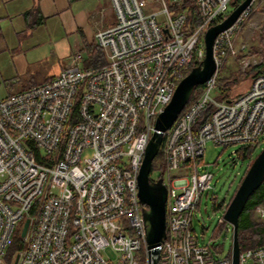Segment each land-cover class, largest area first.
Masks as SVG:
<instances>
[{"label": "built area", "instance_id": "2783aa9c", "mask_svg": "<svg viewBox=\"0 0 264 264\" xmlns=\"http://www.w3.org/2000/svg\"><path fill=\"white\" fill-rule=\"evenodd\" d=\"M184 1L156 0L160 7L151 10L147 0H110L114 22L94 36L105 63L83 67L77 53L55 76L0 98V264H14L17 254L15 264H153L138 195L151 120L201 62L206 29L234 0H193L192 22ZM252 3L216 35V70L163 131L169 186L161 175L166 237L158 264H232L231 251L199 242L192 215L213 177L199 165L206 142L247 144L264 132V72L243 92L217 96L225 59L248 51L236 34ZM246 59L242 69L251 64ZM185 168L189 176L174 175ZM256 213L264 220L263 205ZM28 216L24 246L7 258ZM239 264H264V242L240 250Z\"/></svg>", "mask_w": 264, "mask_h": 264}, {"label": "rangeland", "instance_id": "374dc122", "mask_svg": "<svg viewBox=\"0 0 264 264\" xmlns=\"http://www.w3.org/2000/svg\"><path fill=\"white\" fill-rule=\"evenodd\" d=\"M151 4V10H158L160 5L156 0H147ZM264 3V0H253L251 5L254 14L249 21H246V25L242 30L237 32L236 42H246L249 53L247 59L251 64L258 63L264 60L263 45L260 41L261 31L264 27V13L260 11V5ZM81 3H74V10L78 8ZM84 7L89 9L90 15L92 14L94 20L99 25L104 26L108 23L114 22L115 13L110 0H84L82 3ZM236 3L230 1L228 4L229 13ZM173 13V12H172ZM91 17V16H90ZM247 20V19H246ZM91 22L93 23L92 19ZM56 34V33H55ZM78 35L74 33L70 37L71 43H75V38ZM27 40L28 38L26 35ZM51 38L56 40L60 36L58 34L51 35ZM46 38L44 41H40L39 44L42 46H49L47 43L50 42ZM255 51L257 52H254ZM78 52L73 53L72 56ZM83 55V51L80 52ZM72 56H63L56 58L52 63H49L46 58L35 61L30 64L28 72L23 73H11L7 70L9 61H5V56L0 55V97L6 96L8 91H18L25 87L27 83L33 79L38 81L43 78L47 73L58 72L59 65L64 63L71 65ZM241 60L231 62L229 66L227 63L224 66L222 74L233 76V80L229 83L232 87L233 95L239 94L246 90L252 80V74L244 72L242 69ZM228 66V68H227ZM229 70V71H228ZM33 74L32 77L30 74ZM152 123L154 120L152 118ZM242 143H235L227 146L222 144H215L212 141H207L205 145L204 154L199 162L200 168L208 170L213 173V177L210 182V187L207 188L201 195V200L197 208H195L194 214L192 215V227L196 233L197 239L201 244H209L211 248L217 247L222 254H227L231 251L232 246V225L224 220L221 226L220 232L215 235L214 230L223 222V214L226 205L234 195L240 180L242 179L244 172L247 168L249 159L243 158L237 155L236 150L239 149ZM264 146V132L260 137V140L256 143L254 154L262 149ZM91 150L86 149L84 154H90ZM155 166L152 167L150 177L157 179L161 174L164 176V182L169 186L168 173H164V168L160 167V164L154 161ZM190 175V169L185 168L183 172L175 171L174 175ZM23 220L17 225L16 231L19 232L21 229Z\"/></svg>", "mask_w": 264, "mask_h": 264}, {"label": "water", "instance_id": "95a60500", "mask_svg": "<svg viewBox=\"0 0 264 264\" xmlns=\"http://www.w3.org/2000/svg\"><path fill=\"white\" fill-rule=\"evenodd\" d=\"M253 0H241L227 15L217 23L210 25L204 34L205 54L201 62L193 66L190 71L178 82L170 101L157 114L154 121V131L147 143L143 161L138 174V195L142 203L143 215L146 223V239L149 251L153 255V264H158L159 245L166 237V199L167 187L160 176L157 179L150 177L152 163L159 152L163 131H165L178 117L190 100L195 87L203 84L216 70L214 57V40L216 35L229 27L239 16L241 11ZM168 28L165 27L164 31ZM264 180V146L253 159L245 172L241 182L229 203L225 207L223 218L232 225V264H239L240 245L238 241V223L249 196ZM30 217H26L21 236H25ZM18 258L15 257L14 264Z\"/></svg>", "mask_w": 264, "mask_h": 264}, {"label": "crops", "instance_id": "0c3cea01", "mask_svg": "<svg viewBox=\"0 0 264 264\" xmlns=\"http://www.w3.org/2000/svg\"><path fill=\"white\" fill-rule=\"evenodd\" d=\"M75 2L81 5L74 10ZM82 3L84 0H0V55L9 61L7 70L11 73L28 72L30 64L35 61L46 58L52 63L56 58H67L75 52H82V35L88 41H94L96 31L112 23L99 25ZM34 8H39V11ZM28 10L32 11L25 13ZM55 33L60 36L59 39L51 38ZM74 33L78 37L75 43H71L70 37ZM26 35L31 39L27 40ZM46 38L50 41L47 43L49 46L39 44ZM236 60L235 57H228L224 66L226 63L230 66ZM68 64L59 65L58 72L47 73L38 81L30 80L22 89L55 76ZM30 75L34 77L32 73ZM11 92L16 91H8L7 94Z\"/></svg>", "mask_w": 264, "mask_h": 264}, {"label": "trees", "instance_id": "16d2710c", "mask_svg": "<svg viewBox=\"0 0 264 264\" xmlns=\"http://www.w3.org/2000/svg\"><path fill=\"white\" fill-rule=\"evenodd\" d=\"M69 1H75V0H69ZM184 2H185L184 6L188 7V10L191 12L192 17H190L189 22L196 20L195 5L193 3L194 1L185 0ZM239 2H241V0L233 1V3H236V5ZM259 7H260L259 8L260 11L264 13V3L261 4ZM34 9L39 11V8H34ZM30 11L32 10H28L25 13H29ZM253 14H254V10H252L250 16L247 18L246 21H249L251 17L253 16ZM246 21L243 23L241 28H243L246 25ZM260 41H261V44L263 45L262 50H264V27H263V30L261 31ZM82 43H83V47H82L83 49L82 66L83 67L96 66V65H100L106 62V56H105L103 49L95 41H88L87 38L84 35H82ZM254 52H256L255 49H254ZM248 53L249 51L245 53H239L235 56V58L241 60L244 57H246ZM223 69H224V63L221 65L219 69L218 91H217L218 97H225L227 95L234 94L232 92V87L229 84L231 80H233V76L232 74L231 75L222 74ZM243 70L244 72L248 74L251 73L252 77L259 73H263L264 72V60L258 63H255V64H250ZM202 87H203V84H199L195 87L190 100L185 105L181 113L189 106V104L193 100L198 98V96L200 95L202 91ZM256 143L257 142H250V143L244 144L239 149L236 150L237 155L243 158L249 159L245 172L247 171L248 167L252 163L253 159L259 153V151L256 152L255 154L253 153L256 147ZM154 161L160 164L161 168H164L165 154L163 152L162 147H160L158 154L154 158L152 167H154L156 164L154 163ZM39 202H40L39 200L35 202V205L33 206V209L30 212L31 215H33L34 211H36V208L38 207ZM258 205L264 206V180L259 185V187L256 188V190L249 196L246 202V205L242 213L240 214L239 223H238V241L240 245V250H244L250 247H256L264 242V220H262L261 217L256 213V207ZM223 223H224V220L223 222L219 223V225L215 228L214 230L215 235H217L220 232V229ZM23 246H24V240L20 235V231L19 232L16 231V233H14L13 235L12 243L7 250V258H12L14 255H16L17 252L20 251V249L23 248Z\"/></svg>", "mask_w": 264, "mask_h": 264}]
</instances>
